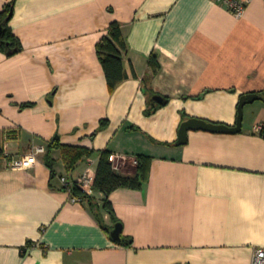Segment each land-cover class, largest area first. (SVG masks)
<instances>
[{
	"label": "crops",
	"instance_id": "crops-1",
	"mask_svg": "<svg viewBox=\"0 0 264 264\" xmlns=\"http://www.w3.org/2000/svg\"><path fill=\"white\" fill-rule=\"evenodd\" d=\"M242 16L217 0H0L21 49L0 47V146L30 168L0 160V264H253L264 248V0H240ZM113 21L128 50L127 77L112 91L97 43ZM155 57L158 70L150 62ZM236 133L190 129L198 118ZM156 96L161 99H157ZM103 123V125H102ZM62 145L93 150L68 167ZM103 151L141 189L73 200L61 176L97 167ZM127 240L129 244L123 241Z\"/></svg>",
	"mask_w": 264,
	"mask_h": 264
},
{
	"label": "trees",
	"instance_id": "trees-1",
	"mask_svg": "<svg viewBox=\"0 0 264 264\" xmlns=\"http://www.w3.org/2000/svg\"><path fill=\"white\" fill-rule=\"evenodd\" d=\"M14 11V3L6 4L0 12V27L2 28V38L0 47L6 50L8 54H13L21 49V44L12 34L9 22L13 16L9 17ZM128 50L126 38L122 31L121 25L117 21L110 24L108 32L102 36L97 43V53L102 62L110 90H114L126 77L127 72L124 67V55ZM150 62L154 71L158 70V62L152 56ZM103 125V123H102ZM59 147L62 150V156L68 167H73L76 163L93 154V150L80 146H67L60 144L57 140L49 142L48 148ZM0 149L1 146H0ZM109 151H103L97 167V176L94 185L95 191H100L106 196L103 207L113 216L115 222H120L116 217L109 195L119 188L141 189L148 178L151 158L149 156H137V173L135 175H124L118 171L110 161ZM74 195L88 198L92 207H96L94 197L83 193L79 188L74 189ZM129 244L127 240L123 241Z\"/></svg>",
	"mask_w": 264,
	"mask_h": 264
},
{
	"label": "built area",
	"instance_id": "built-area-1",
	"mask_svg": "<svg viewBox=\"0 0 264 264\" xmlns=\"http://www.w3.org/2000/svg\"><path fill=\"white\" fill-rule=\"evenodd\" d=\"M228 6V8L234 12L237 16H242L246 4L240 0H217ZM256 131L264 135V122L256 125ZM0 160H4L6 166L12 168H30L34 166L38 161V154L45 151L43 146H34L32 150L23 157H12L6 152V149L1 146ZM109 159L115 167L119 160H126V155L110 154ZM137 162V159L135 160ZM97 172L91 165H88L85 171L76 179H71L67 175L61 176V181L66 190L70 192L73 200H81L82 198L74 195V189L79 188L83 193L91 195L94 192V185L96 181ZM253 264H264V248H256L252 258Z\"/></svg>",
	"mask_w": 264,
	"mask_h": 264
},
{
	"label": "water",
	"instance_id": "water-1",
	"mask_svg": "<svg viewBox=\"0 0 264 264\" xmlns=\"http://www.w3.org/2000/svg\"><path fill=\"white\" fill-rule=\"evenodd\" d=\"M14 11L10 14L9 17L13 16ZM2 38V28L0 27V39ZM264 95V94H263ZM262 97L258 93H248L244 94L240 100L239 104V114L237 124L235 126H228L225 124H214L212 122H207L202 119L198 118H189L185 120L180 128V135L178 143H185L187 141V133L190 129H204L214 132H225V133H236L239 132L242 128V119H243V107L247 102H253L256 99ZM157 99H161L160 97L156 96ZM121 233H122V224L117 223L112 230V235L114 239L121 240Z\"/></svg>",
	"mask_w": 264,
	"mask_h": 264
}]
</instances>
